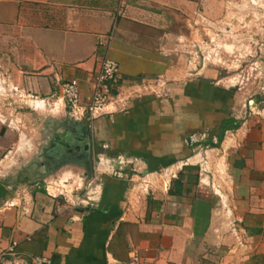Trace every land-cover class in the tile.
Masks as SVG:
<instances>
[{
  "label": "crops",
  "instance_id": "crops-1",
  "mask_svg": "<svg viewBox=\"0 0 264 264\" xmlns=\"http://www.w3.org/2000/svg\"><path fill=\"white\" fill-rule=\"evenodd\" d=\"M248 5L0 0V166L24 172L26 166L15 167L37 146L43 172L30 184L27 171L18 182L0 178V264L39 257L51 264H133L136 256L137 264H264V92L247 101L204 58L206 35L217 42L246 26ZM106 58L120 65L124 95L164 78L169 96L146 93L72 118L62 84L77 80L89 106ZM29 109H51L56 118L29 119ZM233 119L239 129L227 131L220 147L205 146L211 137L217 143L223 123ZM75 122L87 127L91 153L87 142L59 140L73 136ZM69 158L92 159L93 169L87 174L67 161L46 171ZM98 162L103 170L95 169ZM69 170L92 186L95 197L84 206H67L43 184L59 174L67 183ZM43 230L46 250L34 255Z\"/></svg>",
  "mask_w": 264,
  "mask_h": 264
},
{
  "label": "rangeland",
  "instance_id": "rangeland-1",
  "mask_svg": "<svg viewBox=\"0 0 264 264\" xmlns=\"http://www.w3.org/2000/svg\"><path fill=\"white\" fill-rule=\"evenodd\" d=\"M247 4H249V9H247L246 13L248 16L247 25L244 26L245 24H242L241 27L237 26L238 29L227 32L222 38L219 37L217 42H213L211 37L206 35L207 48L204 51V57L207 58L208 66L218 70L223 77L229 78L233 86L248 101L262 94V88L264 87V0H247ZM12 106L14 109L11 112L12 119L18 121L20 119V111L16 110L15 104ZM50 110L36 113L38 115H32L33 112L29 109L30 112L27 115H29V119H34L35 117L48 122L56 118V116L53 117L51 115ZM27 129H29V136H33V133H30L32 128ZM37 154L38 148L36 146L31 156L25 161L26 164L15 167L22 168L26 166L22 168L25 170L24 172L19 171L20 169L12 172L10 167L6 169L0 166V178L5 176L8 181L14 180V182H18L21 181L18 179L20 178L19 176H22L20 174L27 171L29 184L39 180L41 178L40 174L43 175V172L38 169L40 160L37 159ZM95 169L100 171L104 167L98 162ZM80 174L79 170H69L67 174L68 179H66L67 183L63 182L64 176L59 174L58 176L49 178L48 182H44L43 184L46 187H50L51 193L56 195L58 199H62L67 206L68 204L70 206H77L78 202L83 200L90 201L89 199L95 197V194H91L92 186L89 184V180H82L83 177ZM61 194H65L67 197ZM65 198L68 200V203H66ZM237 244L241 246L239 241H237ZM10 258L7 254L4 256V259L9 261Z\"/></svg>",
  "mask_w": 264,
  "mask_h": 264
},
{
  "label": "built area",
  "instance_id": "built-area-1",
  "mask_svg": "<svg viewBox=\"0 0 264 264\" xmlns=\"http://www.w3.org/2000/svg\"><path fill=\"white\" fill-rule=\"evenodd\" d=\"M121 80V68L119 63L109 58L104 59L95 77L94 92L89 99L90 104L87 107L83 105L82 90L79 82L77 80L64 82L61 87V95L69 111V115L75 119L83 117L86 113L95 116L113 104L119 103L124 105L131 101L132 98L142 97L146 93L157 99H166L169 96L166 89L167 83L164 78L143 83L139 86L140 91H133L129 95H124L121 91ZM135 88L136 87H133L132 89ZM114 91L116 94H113ZM262 91L264 92V87ZM250 105L252 106V102ZM100 164L102 163L100 162ZM84 205H86L85 200L77 204V206ZM238 241L241 246L242 244L244 245L243 240L239 239ZM138 261V257H134L133 264H137ZM30 264H51V261L46 257H39L32 259Z\"/></svg>",
  "mask_w": 264,
  "mask_h": 264
},
{
  "label": "trees",
  "instance_id": "trees-1",
  "mask_svg": "<svg viewBox=\"0 0 264 264\" xmlns=\"http://www.w3.org/2000/svg\"><path fill=\"white\" fill-rule=\"evenodd\" d=\"M113 94H116V92L114 91ZM240 127V122L236 121L233 119V121H225L222 125V132L216 136L217 137V143H215L213 141V138L214 137H211L207 142H205V146H208V147H211V148H218L221 146L224 138H225V134L227 131L229 130H237L239 129ZM178 190H180V187H181V182L180 181H177L175 182ZM180 193V192H178ZM45 232V230H43L40 234H38V242L39 244H37L36 246L33 245L32 246V253L34 255H37V254H42L45 250H46V247H47V243H46V234H43Z\"/></svg>",
  "mask_w": 264,
  "mask_h": 264
},
{
  "label": "water",
  "instance_id": "water-1",
  "mask_svg": "<svg viewBox=\"0 0 264 264\" xmlns=\"http://www.w3.org/2000/svg\"><path fill=\"white\" fill-rule=\"evenodd\" d=\"M263 108H264V105H263ZM74 125L77 127V129H76L75 133L73 134V136H70L69 138H67V137L63 138V136H61L59 138V140L60 141L63 140L66 142L76 141L77 143L79 142L78 145L80 144V142L83 144H84V142H87V146H84V147L88 152L91 153V150H92V148H91V137H90V133H89L87 127L85 126L84 123L81 124L80 122H75ZM82 126H84V128ZM60 141H59V143H60ZM61 145H62V147L63 146L65 147V144H61Z\"/></svg>",
  "mask_w": 264,
  "mask_h": 264
},
{
  "label": "flooded vegetation",
  "instance_id": "flooded-vegetation-1",
  "mask_svg": "<svg viewBox=\"0 0 264 264\" xmlns=\"http://www.w3.org/2000/svg\"><path fill=\"white\" fill-rule=\"evenodd\" d=\"M67 161H70V162H73L75 164H80V166H84L86 169H87V174H90L89 172L91 171V169H93V160L92 159H81V160H75L73 161V159L71 160L70 158L69 159H62V160H59V161H56V162H53L52 164L50 165H47L46 167V171L49 173V172H52L54 170L57 171L58 167H61L62 164H67ZM60 170V168L58 169V171Z\"/></svg>",
  "mask_w": 264,
  "mask_h": 264
},
{
  "label": "bare ground",
  "instance_id": "bare-ground-1",
  "mask_svg": "<svg viewBox=\"0 0 264 264\" xmlns=\"http://www.w3.org/2000/svg\"><path fill=\"white\" fill-rule=\"evenodd\" d=\"M40 101V100H39Z\"/></svg>",
  "mask_w": 264,
  "mask_h": 264
}]
</instances>
